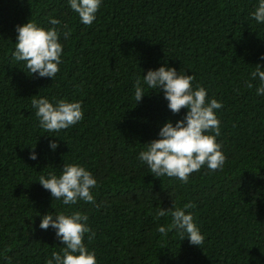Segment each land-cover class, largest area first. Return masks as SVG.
Here are the masks:
<instances>
[{
  "label": "trees",
  "instance_id": "trees-1",
  "mask_svg": "<svg viewBox=\"0 0 264 264\" xmlns=\"http://www.w3.org/2000/svg\"><path fill=\"white\" fill-rule=\"evenodd\" d=\"M255 4L103 0L86 26L67 0H0V264H45L60 250L54 231L39 228L40 217L55 212L52 205L88 215L95 237L85 243L98 264H264V97L256 96L258 81L249 76L264 64V25L250 19ZM50 18L71 31L61 38L63 64L54 80L28 76L11 57L15 26L31 21L48 28ZM164 63L193 75L194 85L224 105L217 112L224 168L201 169L186 185L155 178L137 160L159 127L185 111L173 115L154 90L135 104L136 78ZM36 95L80 101L84 119L48 137L31 106ZM49 139L60 145L55 153ZM64 163L81 164L97 178L99 207L62 206L38 184ZM188 202L205 237L201 247L175 230L166 237L156 231L170 223L155 218L157 207Z\"/></svg>",
  "mask_w": 264,
  "mask_h": 264
},
{
  "label": "clouds",
  "instance_id": "clouds-1",
  "mask_svg": "<svg viewBox=\"0 0 264 264\" xmlns=\"http://www.w3.org/2000/svg\"><path fill=\"white\" fill-rule=\"evenodd\" d=\"M22 2V0H20ZM68 7L79 18L82 25L91 26L97 19L103 0H67ZM250 19L257 25H264V0H256ZM51 27L44 28L34 22L15 26V43L11 52L13 60L22 65L28 76L54 80L63 64L64 44L71 36L68 25L60 19L50 18ZM264 62V55L259 57ZM251 81H258L255 94L264 97V64L257 63L251 71ZM195 77L169 67L167 63L146 75L137 77L134 85V100L138 105L148 90L162 93L167 102V109L173 115L182 117L173 123L166 121L159 127L157 138L145 145L137 155L140 164L147 167L155 177L174 178L182 184H188L193 173L206 169L208 174L222 171L227 157L222 151L223 145L217 142L221 135L220 120L217 112L223 109L221 101L208 96V90L194 85ZM248 88L253 84L245 81ZM31 100L35 110L37 126L48 137H56L70 127L76 126L84 119L83 106L80 101L67 99L49 100L36 95ZM211 133V134H210ZM49 150L55 153L60 147L55 139H49ZM29 159L37 160L36 145L30 148ZM38 184L50 193L53 201L71 208L83 201L96 204L95 190L99 187L97 178L86 167L78 163H64L59 174L50 172L39 176ZM44 214L40 217L39 228L47 231L51 228L62 247L52 252L45 264H98L95 250L85 243L94 239L95 232L89 226V217L81 211H63ZM191 202L183 206L173 203L171 208L157 207L155 218H169L170 223L157 225L156 231L166 237L175 230L181 237H186L190 245L201 247L205 237L189 209ZM184 240V239H183Z\"/></svg>",
  "mask_w": 264,
  "mask_h": 264
}]
</instances>
